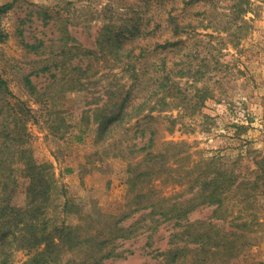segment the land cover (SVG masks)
<instances>
[{
    "label": "rangeland",
    "instance_id": "1",
    "mask_svg": "<svg viewBox=\"0 0 264 264\" xmlns=\"http://www.w3.org/2000/svg\"><path fill=\"white\" fill-rule=\"evenodd\" d=\"M125 1L130 9L121 0H16L2 19L8 37L0 43V74L24 130L5 181L11 205L27 210L18 220L29 222L39 206L38 222L55 241L61 226L87 240L59 248L52 264H84L99 255L98 239L91 236L106 238L100 254L116 246L104 264H170L174 244L186 251L171 264H264V0H151L149 7ZM41 7L69 18L70 43L90 50L97 49V32L108 22L138 19L143 34L126 44L136 54L141 47L156 65L164 59L173 85L152 89L149 73L134 79L126 66L104 58L94 63L93 76L53 99L35 101L23 77L40 57L24 47L16 30L22 29L24 42L43 32L57 38L56 27H43L35 15L20 24ZM166 41L165 48H155ZM178 48L185 56L175 67ZM181 66H200L201 79L176 75ZM36 82L49 83L46 77ZM197 88L212 96L195 109L188 100ZM27 162L46 168L41 176L51 188L45 204L26 192ZM224 174L237 182L224 189L222 204L202 205L206 191L196 179ZM172 204L189 210L180 225L161 216ZM20 227L4 236L13 244L9 264H25L43 248L14 240ZM197 235H208L199 251Z\"/></svg>",
    "mask_w": 264,
    "mask_h": 264
},
{
    "label": "trees",
    "instance_id": "2",
    "mask_svg": "<svg viewBox=\"0 0 264 264\" xmlns=\"http://www.w3.org/2000/svg\"><path fill=\"white\" fill-rule=\"evenodd\" d=\"M121 1L122 5L128 3L125 0ZM138 1H140L143 6L149 7V2L151 0ZM15 2L16 0H13L0 5V43H3L8 37V33L2 25V19L13 9ZM132 5L133 4L124 6V8L130 9V6ZM34 15L40 20L43 27L50 25L52 28L55 26L57 29V38L54 40L51 38L46 39V34L43 32L42 35L44 34V36L41 38L33 37L34 42L32 43L23 41L22 29L16 30L24 47L28 48L31 52H34V55L38 58L40 57V59L36 61V64L39 62V65H35L32 71L23 77V85L35 101L42 102L45 98L53 99L56 94L68 91L76 81L93 76L97 73V70H94V63H99V61L104 58H107L106 62L110 58H113L115 63L126 66L127 69L131 70L134 79H139L140 77L145 78V75L149 73L150 76L147 78V81L150 82V88L152 89H154V87H164L168 89L170 85H173L171 83V74L169 71H166L164 59H160L158 66L154 62L147 60L149 59L147 58L148 54L141 47L139 48V53L136 54L134 48H131L126 44L127 41L131 40V38L136 35L139 37L143 34L140 24H138V19H126L123 20L120 25L108 22V24H105L97 32L95 38L97 49L90 50L83 48L81 45L71 44L68 28L70 25V19L64 17L62 14L59 15L58 13H52V11L47 8L41 7L36 11L31 10L24 18L19 19L20 24L32 21L31 18ZM177 28L178 26H176L175 29ZM167 43L168 42L166 41L164 44L156 45L155 48H165ZM42 48H44L42 52H39ZM153 51H155V49ZM177 52L178 61L174 62L175 67L183 63L182 59L185 56V52H183L182 48H178ZM179 53H181V55H179ZM113 66L114 65L111 67ZM154 68L157 70L162 68L163 71L161 74H157V70H153ZM177 74L183 76L186 75L195 82L201 79L202 71L200 66H191L188 67L187 70H183V67L181 66L176 71V75ZM32 77L35 78V82L31 79ZM40 77H46V80L49 83L42 87L39 86L36 79ZM152 89L150 93H153ZM178 94H180L179 91ZM10 96H12V93L8 88L7 81L3 79L0 74V227L2 228L0 231V264H9L7 258L9 257L11 249H13V244L12 241H5L4 236L9 234L10 228H14L16 225L17 227L18 225L21 227L18 236L13 234L14 237H12L14 240L17 238L21 239L20 243H24L27 245L25 247L30 249H35V247L38 248L40 245H43V248L41 249L40 247L38 252L25 264H52L57 260L56 255L59 253V248H64L65 250L67 248V250H70L81 246V244H84L87 240L80 242V237L78 234L76 236L73 228L71 229L61 226L59 230H55L58 234L56 236L58 241H55L54 237H50L52 232H48V226H42L38 222L39 219L36 215H38L37 210L40 208L39 206L32 208V218H30L29 222H27V220H18L19 218L24 219L23 217L28 216L26 212L27 210L16 209L11 205L9 198H11L12 192H7L8 186L5 185V181L9 177L18 149L24 144L22 137L24 134H21L23 127L21 128L20 125L18 126L19 118H17L15 109L10 108V102L8 101V97ZM210 96L212 95L208 90L197 88L191 99L188 100L186 97L184 98L188 100V104L192 108L196 109L201 107L205 100ZM125 100L126 99L121 103H124ZM180 101L179 103H181ZM143 149L145 148L142 147L139 150ZM23 154L24 152L21 153V155ZM152 160H155V158ZM45 169L46 168L41 165L36 168L34 164L28 163L31 182L30 189L27 188L26 192H28L29 195L31 191V194L34 196V202L42 198V202L44 203L50 198L49 190L51 188V183L41 176ZM262 173H264V170ZM138 178L135 177L134 179ZM196 182L200 185L201 192L206 191L202 196L201 204L208 206L216 205L219 207L222 204L221 195L224 189L226 190L229 186L234 185L237 182V177L232 178L231 174H224L221 175V178H213L208 175L207 180L202 181L196 179ZM13 193H15V191ZM70 211L71 209L67 207V212L70 213ZM188 211L189 210L187 209L178 207L176 204H172L170 205V208H168L167 214L161 213V216L168 215V219H176V225H180L181 220L186 219ZM35 219H37L36 222L34 221ZM91 237H93V239L97 237L98 239L99 243L96 242V245L99 248V255L92 256L90 258L91 260L86 261L84 264H104L106 258L111 257L114 254L116 246L113 245L106 252L100 254L102 246L106 244V238L102 241L99 236ZM207 237L208 235L196 236V238L201 241V244L197 246V251H199V248L207 242ZM169 251L174 252L173 256L171 255L170 257L171 264L177 261H182L181 257L183 256L184 251H186V247L175 246L174 244ZM233 251L234 250L232 249V253Z\"/></svg>",
    "mask_w": 264,
    "mask_h": 264
}]
</instances>
